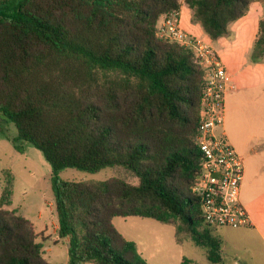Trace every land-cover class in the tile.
<instances>
[{
  "label": "trees",
  "instance_id": "obj_1",
  "mask_svg": "<svg viewBox=\"0 0 264 264\" xmlns=\"http://www.w3.org/2000/svg\"><path fill=\"white\" fill-rule=\"evenodd\" d=\"M206 36L264 0H183ZM180 0H0V116L12 140L38 149L52 171L56 235L67 264H146L115 217L174 226L221 262V240L190 191L201 154L195 144L203 70L190 50L155 35ZM264 60V17L250 61ZM121 167L136 178L66 181L70 167ZM11 175L0 195V264H48L32 225L10 206ZM180 264H192L183 260Z\"/></svg>",
  "mask_w": 264,
  "mask_h": 264
},
{
  "label": "rangeland",
  "instance_id": "obj_2",
  "mask_svg": "<svg viewBox=\"0 0 264 264\" xmlns=\"http://www.w3.org/2000/svg\"><path fill=\"white\" fill-rule=\"evenodd\" d=\"M180 1L179 25L213 45L228 72L235 66L242 70L231 79L235 91L224 103L223 128L219 127L217 132L224 130L243 158L245 183L253 187L256 200L252 204L259 207L260 203L264 205V144L259 143L264 125V60L257 62L260 64L251 62L250 53L257 21L264 17V2L252 3L247 14L231 22L223 36L210 40L201 26L192 20L191 9ZM252 64L258 67L257 73L252 81L243 80V73ZM16 136L14 125L0 116V195L5 176L11 175L10 206L7 209H14L30 222L37 235L36 241L43 245L42 256L48 264H67V240L56 235L51 167L30 143L20 141L16 148L12 142ZM58 177L66 181L118 178L136 183L130 172L118 166L95 173L67 167L58 172ZM111 224L123 238L135 244L137 253L146 264H180L183 260L192 264H211L206 259L205 248L195 245L187 235H181L177 242L175 228L170 224L140 217H115ZM239 232L237 228L225 227L214 230V235L223 243L221 258L224 264H233L237 260L238 264H264V241L257 235L253 234L249 239Z\"/></svg>",
  "mask_w": 264,
  "mask_h": 264
},
{
  "label": "built area",
  "instance_id": "obj_3",
  "mask_svg": "<svg viewBox=\"0 0 264 264\" xmlns=\"http://www.w3.org/2000/svg\"><path fill=\"white\" fill-rule=\"evenodd\" d=\"M178 11L160 15L155 26L158 38L177 43L191 51L203 70L195 144L201 154L199 173L190 187L201 201L204 223L212 228L244 226L248 215L240 203L243 163L223 132V101L228 83L225 66L216 51L202 39L191 37L179 27Z\"/></svg>",
  "mask_w": 264,
  "mask_h": 264
},
{
  "label": "crops",
  "instance_id": "obj_4",
  "mask_svg": "<svg viewBox=\"0 0 264 264\" xmlns=\"http://www.w3.org/2000/svg\"><path fill=\"white\" fill-rule=\"evenodd\" d=\"M178 14H179V11H178ZM159 19H160V17L158 18V20ZM179 27H180V29L182 31H184L189 36L195 37V38H198V39H202L201 37L193 35V33H191L190 31L186 32L185 31L186 29L184 30L180 25H179ZM201 36H204V35H201ZM205 36H206V34H205ZM254 36H255V34H254ZM254 36H253V39H254ZM210 46L216 51V53H217V55L219 57L218 50L213 45H210ZM222 51H224V50H222ZM256 64H260V63H256ZM247 68H248V70L243 73L242 78H243V80H245V78H247V79H250L252 81L254 75L258 71V67H255V65L252 64V65L247 66ZM231 70L232 71H229V72L226 70V73H227V76H228V83H229V85L231 84L233 86V88L232 89H228L226 91L225 96H224V101H223V122H224V103L227 100L228 96H230L232 94V92L235 91V84H234L233 81H231V79H232V77L236 78L238 76V74L242 71L240 69V67H237V66H235ZM221 127L223 128V123L220 126V128ZM218 128L219 127H217L215 129V133H219V132H217ZM220 132H223L226 135L228 141L230 142L232 147L235 149L236 153L240 156V154L237 152L236 148L234 147L232 140L227 136V134L224 132V130H220ZM259 143L264 144V125H262V135L259 137ZM241 159L243 160L242 157H241ZM245 176H246V169H245L244 163H243V179H242V182H241V185H240L239 200H240L241 205L243 206V208L245 209V211H246V213L248 215V218H249L248 223L246 225H244V226L225 227V228H237L240 231L239 233L241 235H243L244 237H248L250 239L251 237L253 238V234H254V235H257L259 238H261L262 241H264V205H262V203H260V205L258 207L256 205L252 204L256 200V195L254 194L255 192L253 190V187H250V186H248L245 183ZM262 202H264V200H262ZM261 205H262V207H261ZM222 252H223V243L221 244V253ZM237 261H234L233 264H238ZM252 261L254 262V259ZM224 263L225 262L223 261V258H222L221 262L218 263V264H224Z\"/></svg>",
  "mask_w": 264,
  "mask_h": 264
}]
</instances>
